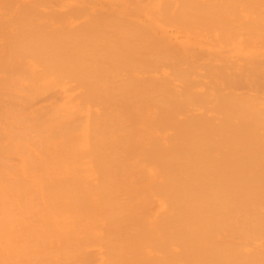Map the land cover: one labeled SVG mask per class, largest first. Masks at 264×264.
Segmentation results:
<instances>
[{
	"label": "bare ground",
	"instance_id": "6f19581e",
	"mask_svg": "<svg viewBox=\"0 0 264 264\" xmlns=\"http://www.w3.org/2000/svg\"><path fill=\"white\" fill-rule=\"evenodd\" d=\"M0 264H264V0H0Z\"/></svg>",
	"mask_w": 264,
	"mask_h": 264
}]
</instances>
